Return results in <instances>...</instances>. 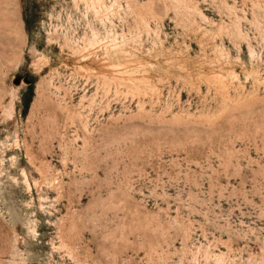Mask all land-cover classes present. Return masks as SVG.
I'll use <instances>...</instances> for the list:
<instances>
[{"label":"rangeland","instance_id":"obj_1","mask_svg":"<svg viewBox=\"0 0 264 264\" xmlns=\"http://www.w3.org/2000/svg\"><path fill=\"white\" fill-rule=\"evenodd\" d=\"M0 264H264V0H0Z\"/></svg>","mask_w":264,"mask_h":264}]
</instances>
